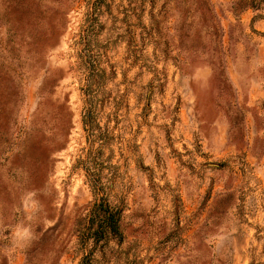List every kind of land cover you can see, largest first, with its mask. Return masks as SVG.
<instances>
[{"label": "rangeland", "instance_id": "obj_1", "mask_svg": "<svg viewBox=\"0 0 264 264\" xmlns=\"http://www.w3.org/2000/svg\"><path fill=\"white\" fill-rule=\"evenodd\" d=\"M86 256L264 264V0H0V264Z\"/></svg>", "mask_w": 264, "mask_h": 264}, {"label": "trees", "instance_id": "obj_2", "mask_svg": "<svg viewBox=\"0 0 264 264\" xmlns=\"http://www.w3.org/2000/svg\"><path fill=\"white\" fill-rule=\"evenodd\" d=\"M214 59L211 58L209 63L213 65ZM122 214L121 208L113 205L108 198L100 197L92 206L87 224L82 232L83 244L90 241L96 247L102 246L112 239L119 243L123 242ZM80 264H92L90 256L84 257Z\"/></svg>", "mask_w": 264, "mask_h": 264}]
</instances>
